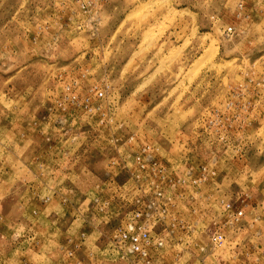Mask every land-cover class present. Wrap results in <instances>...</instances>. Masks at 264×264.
Segmentation results:
<instances>
[{
	"label": "rangeland",
	"instance_id": "1",
	"mask_svg": "<svg viewBox=\"0 0 264 264\" xmlns=\"http://www.w3.org/2000/svg\"><path fill=\"white\" fill-rule=\"evenodd\" d=\"M139 144L150 264H264V0H0V264H141Z\"/></svg>",
	"mask_w": 264,
	"mask_h": 264
},
{
	"label": "built area",
	"instance_id": "2",
	"mask_svg": "<svg viewBox=\"0 0 264 264\" xmlns=\"http://www.w3.org/2000/svg\"><path fill=\"white\" fill-rule=\"evenodd\" d=\"M231 28L226 29V33H230ZM68 91H70V86L67 87ZM94 97V98H93ZM70 98L67 95V99ZM104 98V93L102 91H97L94 89L92 95H88L83 101L84 109L88 112L99 110L96 107L95 101L102 100ZM69 103H73L72 100L68 101ZM111 121V118L105 115L101 116V123L108 124ZM114 140H112L113 142ZM135 142L133 137H130L126 144H132ZM115 143V142H114ZM153 145L150 144H139L137 149V154L134 156V164L135 166L146 173L150 171L152 174L151 185L153 187V195H144L142 200H136V204L133 207L132 214L130 215L127 222L120 228L119 233V243L126 247L127 252L134 257L141 264H150L151 263V250H154V246H161L160 241H156L152 238L148 229H152L150 218L154 215L158 217H162L166 211L162 210L159 205V197L162 196L160 192V188L158 187L160 184L168 183L165 176V168L162 165V162L158 158V156L154 152ZM124 156V155H123ZM121 164H125V157H121ZM117 160L112 158L109 162L110 166H116ZM131 177L136 180L137 176L131 175ZM182 183L183 180H180ZM154 197V198H153ZM153 198V199H152ZM220 204L224 208L226 216L230 224H237L240 221V218L243 216V211L238 210L234 207L230 202L221 200ZM223 232L217 227L210 233L209 240L214 248L219 247V245L223 241Z\"/></svg>",
	"mask_w": 264,
	"mask_h": 264
}]
</instances>
